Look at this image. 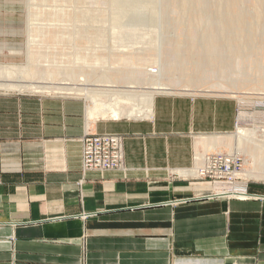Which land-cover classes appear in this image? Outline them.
<instances>
[{
    "label": "crops",
    "instance_id": "0c3cea01",
    "mask_svg": "<svg viewBox=\"0 0 264 264\" xmlns=\"http://www.w3.org/2000/svg\"><path fill=\"white\" fill-rule=\"evenodd\" d=\"M238 108L160 96L149 118L88 129L81 98L0 91V264H264V187L199 201L212 186L166 171L190 167L205 134L235 129ZM88 130L125 136L128 175L82 170Z\"/></svg>",
    "mask_w": 264,
    "mask_h": 264
},
{
    "label": "rangeland",
    "instance_id": "374dc122",
    "mask_svg": "<svg viewBox=\"0 0 264 264\" xmlns=\"http://www.w3.org/2000/svg\"><path fill=\"white\" fill-rule=\"evenodd\" d=\"M0 67L10 68L7 70L14 72L15 77L18 72L16 78H20L15 80L14 75L7 77L3 73L0 83L28 86L0 87V91L81 98L89 111L95 110L92 124L149 118L157 97L173 95H186L190 100L201 95L233 97L239 101L238 111L261 114L264 113V0H0ZM152 69L158 73L149 71ZM158 78L174 90L157 93L154 81H159ZM57 85L75 90L79 87L89 91V95L73 90L60 94V90H52ZM96 87L99 91H95ZM132 95L136 98L134 102L130 99ZM147 96L153 98L152 111L141 118L102 114L106 108L108 112L116 108L129 111L134 107L146 111L143 99ZM258 118L264 126V118ZM237 123L231 131L212 132L199 138L191 166L168 167V177L179 178L189 187L207 183L210 188L213 180L199 176L197 170L204 167L212 153L218 152L239 154L245 160V172L257 168L259 159L264 158V147L256 146L264 140V129L255 131L248 141L245 137L238 142ZM97 133L121 135L125 144L123 134ZM123 165V170L117 171L128 175L125 159ZM106 171L112 170L103 172ZM256 173L263 175L260 181L246 172L249 183L264 187V168L258 167ZM227 181L233 184L232 179ZM212 195L213 198L196 200L235 199ZM183 199L188 200L177 204L191 201L180 200Z\"/></svg>",
    "mask_w": 264,
    "mask_h": 264
},
{
    "label": "bare ground",
    "instance_id": "6f19581e",
    "mask_svg": "<svg viewBox=\"0 0 264 264\" xmlns=\"http://www.w3.org/2000/svg\"><path fill=\"white\" fill-rule=\"evenodd\" d=\"M158 13V12H157ZM34 24V23H33ZM29 34V33H28ZM29 36V35H28ZM30 52V51H29ZM17 66V65H16ZM19 67V66H18ZM21 67V66H20ZM152 67V66H151ZM158 67H159V65H158ZM12 68V67H11ZM16 68V67H15ZM8 69V68H7ZM7 69H5L4 67H0V75L1 74H6V76L8 77H11L12 75H14V72L12 73V71H8V70H10V68L7 70ZM17 69V68H16ZM16 69H15V71H16ZM20 69V68H19ZM18 69V70H19ZM145 69V68H144ZM27 70V69H26ZM25 70V71H26ZM149 71H153V73H155V72H157V69H152V70H149ZM158 71H160V68L158 69ZM17 74H18V76H19V73L18 72H16ZM158 73V72H157ZM21 74V73H20ZM160 74V73H159ZM18 76H16V77H18ZM158 76V75H157ZM14 77H15V75H14ZM15 77V80L16 79H19L20 80V78H16ZM109 79V77L107 78V80ZM160 78H158V80H159ZM11 81V80H10ZM81 81V80H80ZM103 81H106V80H103ZM109 81V80H108ZM108 81H107V83H108ZM3 82H4V80H3ZM14 82V81H13ZM18 82V81H17ZM87 82V81H86ZM106 83V82H105ZM110 83H112L113 84V82L110 80ZM22 84V83H21ZM24 84V83H23ZM59 84H61V82L59 83ZM104 84V83H103ZM103 84H101V86H104ZM37 86H38V84H36ZM35 84H34V86H36ZM78 85H81V83L80 84H78ZM106 85V84H105ZM114 85V84H113ZM154 85H156V89H157V93L158 92H168V91H172V90H174V88L173 87H170L169 85H167V84H165V83H163V82H161V80H159V81H154ZM31 86V85H30ZM30 86H29V88H30ZM40 86V85H39ZM58 86V85H57ZM76 86V85H75ZM98 86V85H97ZM100 86V87H101ZM0 87H8V88H12V89H22V87L23 88H26V87H28V86H26L25 84L22 86V85H19L18 86V84L17 83H15L14 82V84H12L11 82L9 83H0ZM32 87V86H31ZM43 86H41V88H42ZM46 87V86H45ZM74 87V86H73ZM81 87V86H80ZM99 87V86H98ZM107 87H108V85H107ZM107 87H105V88H107ZM113 87V86H112ZM36 88V87H35ZM75 88V87H74ZM79 88V87H78ZM71 89L70 88V86L68 87H66V85L65 86H61V87H55V88H52V90L53 89H57V90H60V94L61 93H64L65 91L66 92H70L71 90H73L74 92L73 93H79V92H81V93H87V92H85V91H83V90H81V88L80 89ZM84 87H82V89H83ZM97 88V87H96ZM38 89H39V87H38ZM46 89H48V88H46ZM51 89V88H50ZM87 89H91V88H87ZM93 89V88H92ZM101 89V88H100ZM26 90V89H25ZM34 90V89H33ZM43 90H44V88H43ZM56 90V91H57ZM86 90V89H85ZM96 90H98V88L97 89H95V91ZM103 90V89H102ZM105 90V92H106V89H104ZM114 90V89H113ZM135 90V89H134ZM144 90V89H143ZM23 91V90H22ZM93 91V90H92ZM99 91V90H98ZM129 91V90H128ZM149 91H151V90H149ZM156 91V90H155ZM40 92V91H39ZM59 92V91H58ZM94 92V91H93ZM100 92H101V90H100ZM100 92H96V93H100ZM124 92H125V90H124ZM148 92V91H147ZM153 92V91H152ZM25 93V92H24ZM71 93V92H70ZM69 93V94H70ZM95 93V92H94ZM114 93V92H113ZM172 93V92H171ZM97 94V95H98ZM108 94V93H107ZM124 94V93H123ZM125 94H127V93H125ZM154 94V93H153ZM84 95V94H83ZM87 95H89V91H88V93H87ZM96 95V94H95ZM116 95V94H115ZM114 95V96H115ZM151 95V94H150ZM75 96V95H74ZM84 96H86V95H84ZM89 97V96H88ZM87 97V98H88ZM134 96L132 95L131 96V98L130 99H132V101L134 102L135 100L134 99H136V98H134ZM144 102L145 103H147V107L148 108H146L145 110L146 111H143L142 109H139V108H136V107H134V108H132L131 110H129V111H123V110H118L117 108L116 109H113V110H109V112H108V108H106V111H104V112H102V114H103V116L104 115H107V114H109V113H111V114H109L110 116H112V117H115V118H120L121 117V115H127L128 117H137V118H141L144 114L145 115H147L150 111H152V105H153V98H152V96L150 97V96H147V98H145L144 97ZM116 104H117V101L115 102ZM132 103V102H131ZM99 104V103H98ZM97 104V105H98ZM100 104H102V103H100ZM103 105V108L104 107H107V106H105V104H102ZM137 105V104H136ZM109 106V105H108ZM99 107V106H98ZM116 107V106H115ZM100 108H101V106H100ZM99 110V109H98ZM93 112H94V114H93ZM89 111V109L88 108H86V119L88 120V129L89 128H91L92 126H91V124L93 123V121H94V116L96 115L95 114V110L94 111ZM98 112H100V111H98ZM107 113V114H106ZM99 115V114H98ZM259 115V116H258ZM257 117H263L264 118V113H257V112H253V113H251V112H247V111H241L240 112V114H239V118L237 119V122L238 123H240L238 126H237V132H236V138H237V140H238V142L239 141H241V139L243 140V139H245V137H246V140L247 139H249L250 137H252V135L255 133V131H257V130H260V129H264V126H263V122H261V120H259L260 118H258V119H256ZM105 118H106V116H105ZM111 118V117H110ZM259 120V122H257ZM84 137V136H83ZM83 137H82V139H83ZM227 137V136H226ZM229 138L231 137V136H228ZM224 138V137H223ZM248 141V140H247ZM246 141V142H247ZM82 144H83V142H82ZM257 147H259V148H261V147H264V140H260L259 141V143L256 145ZM238 152V151H237ZM235 152H233V154H234ZM201 154V153H200ZM232 154V153H231ZM207 155V154H206ZM263 158V157H262ZM262 158H260L259 159V161L257 162V168L259 167V168H264V158L262 159ZM244 166H246V163H245V160H244ZM243 166V169L242 170H240V171H237V173H233L232 175H234L235 176V180H233V184H230V183H222L221 185H219V184H212L211 186H212V190H214L213 191V193L212 194H217V195H215L214 197H218V198H239V199H250V198H253V197H255V195H253V194H251V193H249V192H246V188H247V186H248V184H249V181H248V177L246 176V172H248V174H250V176H251V178H254V179H259V180H261L262 178V176L263 175H258L257 173H256V171H257V168L255 167L254 169L252 168V170H249V169H247L246 170V172H245V167ZM202 171H204V169H199V170H197V174L199 175V176H201V173H202ZM193 172V171H192ZM263 174V173H262ZM240 179H242V181L240 180ZM225 186H229L228 188H226ZM210 195V197L211 198H213V195Z\"/></svg>",
    "mask_w": 264,
    "mask_h": 264
},
{
    "label": "built area",
    "instance_id": "2783aa9c",
    "mask_svg": "<svg viewBox=\"0 0 264 264\" xmlns=\"http://www.w3.org/2000/svg\"><path fill=\"white\" fill-rule=\"evenodd\" d=\"M240 109L238 113H240ZM258 122V121H257ZM240 123H237V126ZM263 130V129H262ZM82 163L85 172L88 170H123L125 159L124 142L121 135L86 131L82 139ZM244 159L239 154L212 153L201 176L213 180L212 184H224L235 178L233 173L243 169ZM226 179V180H225ZM247 192V188H246ZM217 195L216 193L214 196Z\"/></svg>",
    "mask_w": 264,
    "mask_h": 264
}]
</instances>
